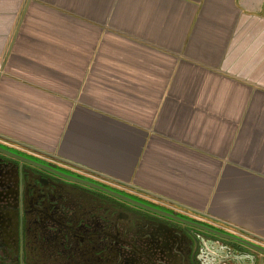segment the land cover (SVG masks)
<instances>
[{
  "label": "crops",
  "instance_id": "crops-1",
  "mask_svg": "<svg viewBox=\"0 0 264 264\" xmlns=\"http://www.w3.org/2000/svg\"><path fill=\"white\" fill-rule=\"evenodd\" d=\"M0 136L264 242V0H0Z\"/></svg>",
  "mask_w": 264,
  "mask_h": 264
},
{
  "label": "rangeland",
  "instance_id": "rangeland-1",
  "mask_svg": "<svg viewBox=\"0 0 264 264\" xmlns=\"http://www.w3.org/2000/svg\"><path fill=\"white\" fill-rule=\"evenodd\" d=\"M0 148L30 162H42L1 142ZM0 158L8 160L1 153ZM25 164L29 169L26 171L29 180L25 190L31 193V197L33 193L41 192L37 199L40 207L36 206L33 197L22 201L14 199L13 192L16 191L12 182L0 184V264H264L262 254L240 244L219 239L199 229H187L175 220L162 219L83 188L88 197L82 199L81 193L75 190L74 200L68 199L70 194L67 199L75 206L83 205L87 213L77 214L76 209L64 210L58 202L59 207L56 208L53 202L56 213H52L47 208L50 206L46 204L48 199L45 201L44 197L48 192H44L46 189L36 179V170L42 169ZM59 171L73 174L63 169ZM52 181L51 185L55 186L64 179L57 176ZM147 203L214 228L208 221ZM120 212H124L125 217ZM146 222L153 224L154 228L157 223H165L169 233L166 229L146 228ZM184 235L190 241L187 248L180 242Z\"/></svg>",
  "mask_w": 264,
  "mask_h": 264
},
{
  "label": "flooded vegetation",
  "instance_id": "flooded-vegetation-1",
  "mask_svg": "<svg viewBox=\"0 0 264 264\" xmlns=\"http://www.w3.org/2000/svg\"><path fill=\"white\" fill-rule=\"evenodd\" d=\"M0 153L3 154L6 157L5 159H8V160H0V179H1L0 180V184H2V183L3 184H7L8 181L12 182L13 185H14L15 191H16V192H13L14 199L18 198V199H21V201H22V200H24L26 198L32 199V197H33V199L36 201V206L39 205L37 203V199L39 198L38 194H41V192L40 193L39 192H35V193L32 194V197H31V195H30L31 193L27 192L25 190L26 185L28 184V180H29V175H27V172H26L29 169L26 168V164H25L26 161H24V160H27V159H24L21 156L12 154L11 152H8L7 150L1 149V148H0ZM19 158H23L24 160L23 159H19ZM36 158H38L40 161H42V162H37L36 163L37 164L36 167L42 169V170H39V169L36 170L38 172L37 176H36L37 177L36 179L38 180L40 185H42V187L44 189H46V190H44V192H46V191L48 192V195H45L44 197L46 198L45 201L48 199V201H46V204H47V206L48 205H50V206L47 207V208L49 210L51 209L52 213H56V209H54V207L52 206L53 202H55V208L57 206L59 207V205H57V202H58V203L62 204L64 210L76 209L75 213H77V214H85V213L88 212L87 209H85L83 207V205H80V207H78V206H75L74 203L68 201V199H67L68 196L61 194L59 196V198H58L54 192H50L49 191V189H51V187H52L51 184L54 183V181H52V178H57V176H59L61 178L66 176V177H68V179H70L72 177L79 178V179L85 180L87 182L93 183L95 185L101 186V187H103V188H105V189H107V190H109L111 192L119 193L121 195L124 194L123 196H126L127 198H130L131 200L132 199L135 200V201L138 200L137 202H139V201H140V203L143 202V204H146L147 206H151V207H153L155 209H158L160 211L168 213L167 211H164L163 209H160L158 207L156 208V206L148 204L147 203L148 201L145 202V200H143V199H141V198H139L137 196H134V195H132V194L126 192V191L117 190V189L114 190V189H112L110 187L103 186L102 184H99L97 182L88 180L86 178H83V177H80V176H77V175H74V174L66 175V174L60 172L59 170L63 169L66 172H68V171L65 170L64 168L60 167L59 165L55 164L54 162H60V161L56 160L55 158H52L51 156L48 157L50 159H44V158H40V157H36ZM33 166H35V165H33ZM7 175H8V177L6 179H3L4 176H7ZM62 175H64V176H62ZM63 179L65 180V178H63ZM56 184H66V185H68L69 182L64 181V182H60V183H56ZM82 188L84 190L86 189L85 191H87V192L88 191L98 192V191L87 189V188H84V187H79V190L82 191ZM98 193H100L103 197L111 198V196H109L108 194L101 193V192H98ZM103 200H105V199H103ZM23 203H24V201H23ZM127 205H129V204H127ZM157 206H160V205H157ZM39 207H40V205H39ZM133 207H135V206H133ZM161 207H163V206H161ZM135 208H137V207H135ZM137 209H140V208H137ZM143 211H145V210H143ZM145 212L146 213H150V212H147V211H145ZM119 214L122 215L123 217H125L124 212H120ZM152 215H155V214H152ZM175 216H177V215H175ZM158 217H161L162 219H168V218L162 217V216H158ZM178 217H180V216H178ZM181 218H183V217H181ZM183 226L185 227L186 225H183ZM145 227L146 228L157 229V230H165L166 229L165 230V231H167L166 233L167 234L169 233V228H168V226L165 223H161V224L157 223L156 227L154 228L153 224H150L149 222H146ZM188 228L191 229L193 227L190 228V226H187V229ZM188 240L189 239L186 238V235H184L183 239H181L180 242L183 244V246H186V248H187L189 246L188 244L190 243V241H188Z\"/></svg>",
  "mask_w": 264,
  "mask_h": 264
},
{
  "label": "water",
  "instance_id": "water-1",
  "mask_svg": "<svg viewBox=\"0 0 264 264\" xmlns=\"http://www.w3.org/2000/svg\"><path fill=\"white\" fill-rule=\"evenodd\" d=\"M0 138L8 140V138H5L3 136H0ZM9 141H11V140H9ZM14 143L22 145V146H24L26 148L29 147V146H26L25 144H21V143H17V142H14ZM36 152L42 153V154H44L46 156H51V154H48L46 152H42V151H39V150H37ZM19 159H23V158H19ZM24 161H26V163L33 164L35 166L37 165L36 163L30 162L29 160H24ZM62 176H64V175H62ZM63 178H65L64 181L69 182L68 185L77 186L78 188L76 190L79 191V193L82 192V194H80L81 196H84L85 193L83 191L79 190V187H84V188H87V189H91V190H95V191H98V192H101V193H105V194H108L109 196H111V198L116 199V200H118L120 202H123L125 204H129L131 206H135L137 208H140L141 210H145V211L150 212L152 214H155L157 216H162V217H166L168 219L175 220V221H177V222H179V223H181L183 225L199 229V230L204 231V232H206L208 234H211V235H213V236H215V237H217L219 239H224V240H227V241L235 242V243L240 244V245H242L244 247H247V248H249L251 250H254V251H256V252H258V253H260V254H262L264 256V246L255 244V243H253L251 241H248V240H245V239H243L241 237H238V236H235V235H231V234H227L225 232H221V231L216 230L214 228H210V227H207L205 225L199 224L197 222H193V221H191L189 219L181 218V217L175 216L173 214L160 211V210L155 209V208H153L151 206H147L146 204L137 202V201H135L133 199L131 200L130 198H127L126 196H123V195H121L119 193L111 192V191H109V190H107V189H105V188H103L101 186L95 185L93 183L87 182V181L79 179V178L72 177V178L68 179V177H66V176H64ZM145 193H147V194H149V195H151V196H153L155 198H158V199L170 204V201H168V200H166L164 198H160L159 196L150 194L148 192H145ZM63 194H65V195H69L70 194V196L72 198L75 197L74 196V192L70 193V191H67V192H65ZM80 195H77V196H80ZM193 213H196V214L208 219V216H206L204 214H201L199 212H193Z\"/></svg>",
  "mask_w": 264,
  "mask_h": 264
},
{
  "label": "built area",
  "instance_id": "built-area-1",
  "mask_svg": "<svg viewBox=\"0 0 264 264\" xmlns=\"http://www.w3.org/2000/svg\"><path fill=\"white\" fill-rule=\"evenodd\" d=\"M0 142L5 144V145H7V146L16 148V149L21 150L23 152H26V153H28L30 155H33L35 157H40V158H44V159H50V158H48L49 156H45V155H43V154H41L39 152L27 149L24 146L16 144L14 142H11L9 140L0 138ZM54 163L59 165L60 167L64 168L65 170L69 171L70 173H73L74 175H77V176L86 178L88 180L97 182L99 184H102L103 186L110 187L112 189L126 191V192H128V193H130V194H132L134 196H137V197H139V198H141V199H143L145 201H148V202L153 203L155 205L163 206V207H165L167 209H171V210H173V211H175V212H177L179 214L186 215L188 217L201 219V220H204V221L208 220V219H205L204 217H202V216H200V215H198L196 213H193L191 211L185 210V209L177 207L175 205L166 203V202H164V201H162V200H160L158 198H155V197H153V196H151V195H149V194H147V193H145L143 191H139V190H137L135 188H132L131 186H128V185H125V184H119L117 182H114L113 180H110L108 178H105L103 176L95 174V173L90 172L88 170H85L83 168L76 167V166H73V165H70V164H65L63 162H54ZM223 227H226V226L223 225ZM226 232L227 233H231V235H235V236L241 237V238H243L245 240L251 241V242H253L255 244L264 246V242L259 241L255 237L249 236V234H247V233H243V232H240V231H233V230H227Z\"/></svg>",
  "mask_w": 264,
  "mask_h": 264
}]
</instances>
